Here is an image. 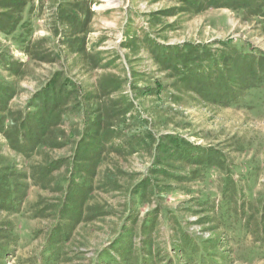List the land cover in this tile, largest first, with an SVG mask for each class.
<instances>
[{"label": "rangeland", "instance_id": "1", "mask_svg": "<svg viewBox=\"0 0 264 264\" xmlns=\"http://www.w3.org/2000/svg\"><path fill=\"white\" fill-rule=\"evenodd\" d=\"M184 42L233 98L158 57ZM123 226L264 264V0H0V264H92Z\"/></svg>", "mask_w": 264, "mask_h": 264}, {"label": "trees", "instance_id": "2", "mask_svg": "<svg viewBox=\"0 0 264 264\" xmlns=\"http://www.w3.org/2000/svg\"><path fill=\"white\" fill-rule=\"evenodd\" d=\"M160 48V50L163 52L158 57L162 58V61L166 63L167 67L175 66V69L182 77V80L188 83L192 82V84L195 86L197 84L203 86L206 88L205 90L208 91L207 94L211 93L210 95H215L213 97L214 100H217L219 97V91L216 89H224V98H227V96L233 98V96L229 95V91L232 90L233 92L234 89V86L232 88L230 84V77L223 75L215 80H213L211 77L205 79L203 77L204 74L202 75V71H198L199 67H201L204 63V59H202L204 51L207 53L210 51L208 46L205 44L202 45L193 42H184L182 45H160ZM232 49L237 52L235 57L238 59L244 60L246 57L245 55H248V52L242 50L241 48L232 46ZM217 66H219V64L216 62V60L213 63L208 64L210 69H214L213 67ZM200 75H202L201 80L199 78ZM202 79L203 82H201ZM238 84L242 85L241 82ZM64 85L68 86V83L65 82ZM212 88H215L216 92L211 90ZM56 99L57 101L60 100L59 97ZM231 102L236 103L237 100L233 99ZM34 111L36 112V109ZM38 111L41 112L42 110L39 108ZM92 116H94L92 122L94 124H98L99 116L95 113H93ZM163 138H168L169 143L163 144V142L166 141V139H163L160 147L168 148L172 153L176 151L180 153V155H183V146L187 144L184 142L186 139L183 136H177L176 134H166ZM92 141H96V137L90 133L87 142L83 145V148H80L78 154L85 155L86 153H98L99 149H96L98 146H96L95 150L93 149L92 151L87 152V146ZM193 153L194 158L197 157V151H193ZM78 164L79 167L75 171L81 175L83 171L81 166L83 164L81 162ZM154 169H158V166H154ZM148 217H150V215ZM155 222L156 221L153 219L146 218V220L143 222V229L150 231ZM122 228H124V230L119 231V236L114 242H112L113 244H110V246L104 248L96 257H94L92 264H218L215 258L206 252L204 247L198 245L195 246V242H186L188 247L192 245L190 250L182 248L178 245L176 247L171 244L169 247L168 245L166 247L162 245L155 248V243L151 238L140 236V241L137 244L133 238L132 229L127 230V226H123ZM172 251L177 256L169 255V253ZM195 252H201L200 256H196ZM44 253L46 254L44 264H58V257L59 254H61V246H58V240H52L50 243H48V245L45 247Z\"/></svg>", "mask_w": 264, "mask_h": 264}]
</instances>
